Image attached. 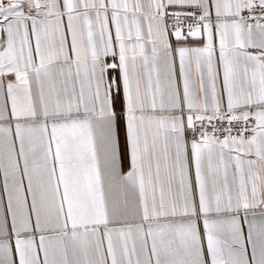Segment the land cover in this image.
Here are the masks:
<instances>
[{"label": "snow or ice", "instance_id": "snow-or-ice-1", "mask_svg": "<svg viewBox=\"0 0 264 264\" xmlns=\"http://www.w3.org/2000/svg\"><path fill=\"white\" fill-rule=\"evenodd\" d=\"M0 264H264V0H0Z\"/></svg>", "mask_w": 264, "mask_h": 264}]
</instances>
